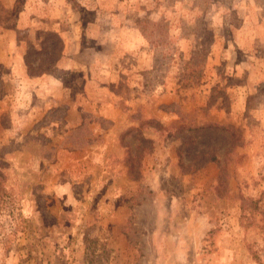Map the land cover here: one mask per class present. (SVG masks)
Wrapping results in <instances>:
<instances>
[{
    "label": "rangeland",
    "instance_id": "obj_1",
    "mask_svg": "<svg viewBox=\"0 0 264 264\" xmlns=\"http://www.w3.org/2000/svg\"><path fill=\"white\" fill-rule=\"evenodd\" d=\"M0 264H264V0H0Z\"/></svg>",
    "mask_w": 264,
    "mask_h": 264
},
{
    "label": "crops",
    "instance_id": "obj_2",
    "mask_svg": "<svg viewBox=\"0 0 264 264\" xmlns=\"http://www.w3.org/2000/svg\"><path fill=\"white\" fill-rule=\"evenodd\" d=\"M62 38L64 39V49H63V53L66 54L69 51L68 43L70 42V38L69 37H63V36H62Z\"/></svg>",
    "mask_w": 264,
    "mask_h": 264
}]
</instances>
